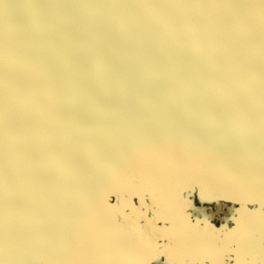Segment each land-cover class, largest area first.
<instances>
[{"label": "snow or ice", "instance_id": "snow-or-ice-1", "mask_svg": "<svg viewBox=\"0 0 264 264\" xmlns=\"http://www.w3.org/2000/svg\"><path fill=\"white\" fill-rule=\"evenodd\" d=\"M0 264H264V0H0Z\"/></svg>", "mask_w": 264, "mask_h": 264}, {"label": "rangeland", "instance_id": "rangeland-1", "mask_svg": "<svg viewBox=\"0 0 264 264\" xmlns=\"http://www.w3.org/2000/svg\"><path fill=\"white\" fill-rule=\"evenodd\" d=\"M214 224H219V220H215L213 221Z\"/></svg>", "mask_w": 264, "mask_h": 264}, {"label": "bare ground", "instance_id": "bare-ground-1", "mask_svg": "<svg viewBox=\"0 0 264 264\" xmlns=\"http://www.w3.org/2000/svg\"><path fill=\"white\" fill-rule=\"evenodd\" d=\"M233 225H229V227H232Z\"/></svg>", "mask_w": 264, "mask_h": 264}]
</instances>
